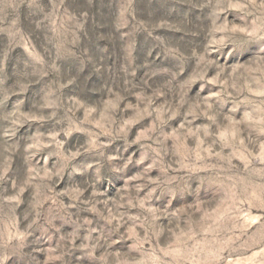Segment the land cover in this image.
<instances>
[{
    "label": "rangeland",
    "instance_id": "374dc122",
    "mask_svg": "<svg viewBox=\"0 0 264 264\" xmlns=\"http://www.w3.org/2000/svg\"><path fill=\"white\" fill-rule=\"evenodd\" d=\"M0 264H264V0H0Z\"/></svg>",
    "mask_w": 264,
    "mask_h": 264
}]
</instances>
